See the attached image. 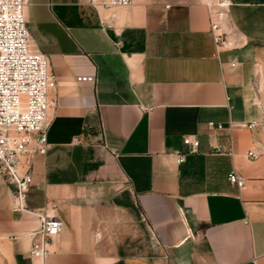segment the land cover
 Returning a JSON list of instances; mask_svg holds the SVG:
<instances>
[{"label": "crops", "instance_id": "1", "mask_svg": "<svg viewBox=\"0 0 264 264\" xmlns=\"http://www.w3.org/2000/svg\"><path fill=\"white\" fill-rule=\"evenodd\" d=\"M217 1L27 0L56 106L27 211L0 178V264H264V131L246 126L264 120V0H229L228 45L216 50ZM229 132L232 155L214 153ZM43 214L63 226L32 259Z\"/></svg>", "mask_w": 264, "mask_h": 264}, {"label": "built area", "instance_id": "2", "mask_svg": "<svg viewBox=\"0 0 264 264\" xmlns=\"http://www.w3.org/2000/svg\"><path fill=\"white\" fill-rule=\"evenodd\" d=\"M131 0H91L103 8H121ZM229 0H218L207 5L210 34L217 49L228 45L223 25L227 22ZM27 0H0V178L12 191V208L27 211V198L31 189L32 166L36 156L48 149L47 132L50 113L56 106L50 92L56 80L49 69L47 56L34 48L26 27L25 9ZM215 7V8H214ZM77 81H91V76H79ZM209 128L221 132L222 124L208 122ZM248 128L259 127L264 131V120L246 123ZM186 153H194L199 147L196 138L184 137ZM232 136L228 145L216 146L214 153L232 155ZM249 157H256L253 150ZM184 153L176 152V163L184 160ZM228 183L238 189L244 179L235 171L227 175ZM40 226L32 233L33 240L28 255L43 260L49 254L53 239L60 233L63 223L48 214L39 215Z\"/></svg>", "mask_w": 264, "mask_h": 264}]
</instances>
